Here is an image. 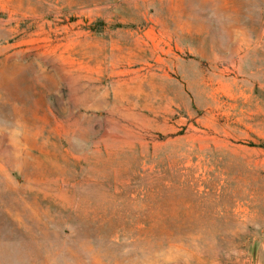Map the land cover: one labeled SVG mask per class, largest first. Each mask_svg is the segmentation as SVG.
<instances>
[{"label": "rangeland", "instance_id": "374dc122", "mask_svg": "<svg viewBox=\"0 0 264 264\" xmlns=\"http://www.w3.org/2000/svg\"><path fill=\"white\" fill-rule=\"evenodd\" d=\"M0 264H264V0H0Z\"/></svg>", "mask_w": 264, "mask_h": 264}, {"label": "bare ground", "instance_id": "6f19581e", "mask_svg": "<svg viewBox=\"0 0 264 264\" xmlns=\"http://www.w3.org/2000/svg\"><path fill=\"white\" fill-rule=\"evenodd\" d=\"M214 63H223V62H214ZM227 72H228L227 68H223V69L219 72V74H220V75H225Z\"/></svg>", "mask_w": 264, "mask_h": 264}]
</instances>
